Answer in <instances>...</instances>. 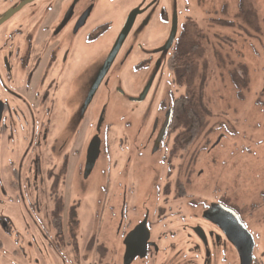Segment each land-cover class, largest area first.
<instances>
[{
    "label": "rangeland",
    "instance_id": "rangeland-1",
    "mask_svg": "<svg viewBox=\"0 0 264 264\" xmlns=\"http://www.w3.org/2000/svg\"><path fill=\"white\" fill-rule=\"evenodd\" d=\"M187 2L178 0V8L182 14L191 15L209 33L211 45L207 48L210 76L204 87L210 116L205 130L190 145L173 151L177 131L171 128L166 143L156 153L151 154L147 142L154 117L162 121L166 108L172 105L171 100L182 92L171 82L169 61L148 100L139 107L128 104L126 111L113 98L105 99V88L98 90L94 109L98 114L102 104L107 102L108 115H105L99 133L100 155L87 179L83 177L84 160L94 135L95 122L66 121L67 113L62 106L57 105L55 109V123H61L68 130L76 128L79 131L77 144H80L73 148L74 141L69 139L64 148L68 155L62 186L64 211L74 209L78 222L81 224L82 221L84 227L76 234L81 236L77 242L78 253L64 247L69 256L65 264H92L93 261L119 264L121 241L127 230L123 225L118 231L122 206L127 210L126 218L133 222L148 210L152 225L157 226L155 236L160 240L155 260L134 264H202L203 246L192 228L200 226L207 232L216 231L202 219L203 211L216 202L238 210L255 236L254 264H264V0H191L186 8ZM240 8L244 14L239 13ZM98 17L108 20L103 5ZM100 58L101 55L98 61ZM237 67L246 72L245 86L235 84L229 76ZM124 71L110 72V76L122 80L123 88L127 90L129 76ZM149 106L151 110H147ZM126 112L134 114L120 115ZM137 130L142 133L137 134ZM146 130V136H143ZM65 137H59L56 144H61ZM168 145L172 146L174 155L173 164L168 159L163 160L169 171L162 161ZM142 146L146 147L145 151ZM20 155L21 151H15L12 159ZM32 163L36 165L35 161ZM39 166L42 172L37 185L41 199L40 184L46 186L49 183L44 179L46 165L43 159ZM43 194L46 195L45 190ZM1 211L13 217L14 225L20 226L21 234L25 235V223L13 206L3 204ZM40 232L38 226L32 225L29 237L23 235L24 246L27 241H37L41 252L34 248L28 256L39 260L44 257L39 264H44L45 258L50 264H62L61 258L45 246ZM2 239L4 250L11 252L13 234ZM82 239L92 246L94 258L88 256L89 252L84 258ZM4 256L1 250L0 257ZM211 256L210 264H238L236 253L228 244L213 245Z\"/></svg>",
    "mask_w": 264,
    "mask_h": 264
},
{
    "label": "flooded vegetation",
    "instance_id": "flooded-vegetation-1",
    "mask_svg": "<svg viewBox=\"0 0 264 264\" xmlns=\"http://www.w3.org/2000/svg\"><path fill=\"white\" fill-rule=\"evenodd\" d=\"M190 1L185 5L186 8ZM102 5L108 20L98 17ZM182 12L178 8V0H0V207L3 204L13 206L17 214L22 216L25 237H29L32 225L38 226L45 246L61 258L62 264L67 259L69 261L64 247L73 248L78 253L77 242L81 236L76 234L84 227L82 221L81 224L78 222L74 209L64 211L62 191L68 157L64 148L69 139L74 141L71 147L80 146L77 144L79 131L74 127L68 130L61 123L56 124L55 109L58 108L57 105L62 106L67 113L66 121L83 122L82 124L94 121L93 138L99 136L101 130L100 127L97 132L100 115L103 121L105 115H108L107 102L102 104L98 114L94 109L93 103L99 89L105 88V99L113 98L126 111L128 104L139 107L140 103L147 101L154 84L165 73L167 61L174 60L175 43L181 26L187 21L199 25L191 15ZM173 26L174 38L168 49L161 50L169 40ZM111 53L114 59L97 91L89 98L97 75ZM124 69L129 76L127 90L123 88L122 80L111 79L110 76V72L122 73L125 72ZM148 84L144 99L137 101ZM147 110H151V107ZM171 112L172 106L168 105L162 121L158 117H154L152 121L147 137L151 154L156 153L167 141L171 130ZM168 113V126L158 147L153 151ZM129 114L134 113L120 115L130 116ZM146 132L147 130L143 131V136H146ZM136 133L142 132L137 130ZM61 136L66 137L57 145ZM141 148L144 151L146 149L143 146ZM168 148L162 161L168 159L173 164L172 146L168 145ZM15 151H21V155L12 159ZM40 159L46 165L43 169L44 179L49 183L46 186L40 184L41 199L38 191L42 172ZM163 164L169 171L166 161ZM40 182H43V175ZM44 190L46 195L43 194ZM222 212L234 213L249 237H252L250 264H254V234H251L238 210L222 202L209 204L202 213V219L212 225L215 232H207L200 226L192 228L193 234L203 246L202 264H210L213 245L220 247L222 244H228L233 249L240 264L238 251L216 224L217 215ZM0 213V252L2 250L8 260L0 257V264H39L44 257L39 260L28 256L33 253L34 248L41 254L37 241H27L24 246L21 227L14 225L13 217L5 215L3 211ZM126 216L127 210L122 206L118 231L123 225L127 230L121 241L119 264H124L126 236L143 222V235L148 232L145 255L135 257L130 264L147 259L155 260L160 240L155 236L157 226L152 225L150 212L145 211L134 222ZM11 234L14 236V247L11 252H7L4 250L2 237H11ZM32 238L35 239L33 236ZM81 241L85 250L84 258L88 252V256L94 258L92 246H88L83 239ZM196 249L200 250L197 246ZM102 259L103 257L100 261ZM44 264L50 262L45 258ZM92 264H96L95 261Z\"/></svg>",
    "mask_w": 264,
    "mask_h": 264
},
{
    "label": "trees",
    "instance_id": "trees-1",
    "mask_svg": "<svg viewBox=\"0 0 264 264\" xmlns=\"http://www.w3.org/2000/svg\"><path fill=\"white\" fill-rule=\"evenodd\" d=\"M239 13L244 14L242 8ZM209 37V33L195 22H185L176 39L174 60L168 62L172 83L182 89L171 105L169 127L177 131L173 151L183 150L190 145L208 123L210 112L204 87L210 76L207 49L211 46ZM229 76L235 84L245 86L246 72L243 68L237 67L236 72H230Z\"/></svg>",
    "mask_w": 264,
    "mask_h": 264
},
{
    "label": "water",
    "instance_id": "water-1",
    "mask_svg": "<svg viewBox=\"0 0 264 264\" xmlns=\"http://www.w3.org/2000/svg\"><path fill=\"white\" fill-rule=\"evenodd\" d=\"M174 35H175V26H173V30L171 32L169 40L161 48V50L163 49L166 50L169 48V45L174 38ZM113 59H114V55L111 53L107 57L103 68L97 75V79L91 88L89 98H91L97 91L98 86L102 78L108 71ZM148 88H149V84L144 89L143 93L141 94V97L137 101H142L144 99L148 91ZM169 117L170 115L168 113L165 118L164 124L160 130V133L157 139L155 140L153 151H155L156 148L158 147L159 142L164 134V131L168 126ZM102 122H103L102 115H100V118L97 122V132H99ZM100 145H101V140L99 136L98 135L94 136L91 142L89 143V146L86 152L84 173H83L84 178H87L89 176V174L91 173V171L93 170L95 166L97 159L99 158ZM143 223L136 226L132 231L128 233V235L125 238L124 264H130L135 257L137 256L143 257L145 255L146 241L148 239V232H146L145 236L143 235L141 231ZM216 224L221 229V231L224 233L227 240L238 251L239 258H240V264H250L251 251L253 247L252 245H250V241H252V237H249V234L247 233L243 225L239 222L236 215L232 212H222L220 213V215H217Z\"/></svg>",
    "mask_w": 264,
    "mask_h": 264
}]
</instances>
